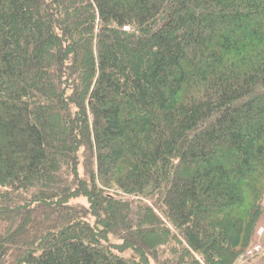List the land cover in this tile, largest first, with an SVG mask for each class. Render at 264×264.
Instances as JSON below:
<instances>
[{
  "label": "trees",
  "instance_id": "trees-1",
  "mask_svg": "<svg viewBox=\"0 0 264 264\" xmlns=\"http://www.w3.org/2000/svg\"><path fill=\"white\" fill-rule=\"evenodd\" d=\"M263 196L264 0H0V264H238Z\"/></svg>",
  "mask_w": 264,
  "mask_h": 264
},
{
  "label": "rangeland",
  "instance_id": "rangeland-1",
  "mask_svg": "<svg viewBox=\"0 0 264 264\" xmlns=\"http://www.w3.org/2000/svg\"><path fill=\"white\" fill-rule=\"evenodd\" d=\"M82 162H84L86 164V162L84 161V159H81ZM82 162L79 165V175L82 176L84 173V169H85V165L82 164ZM76 203V201H72L71 204ZM80 203H83L84 205L86 204L85 201L81 200ZM262 206L264 209V196L262 199ZM264 211V210H263ZM253 247H259V253L256 254L255 256L251 257L250 260L247 259H243L241 258L240 263L238 264H250V263H254L256 261L260 262V264H264V212L263 215L261 216V219L256 227V232H255V239H253Z\"/></svg>",
  "mask_w": 264,
  "mask_h": 264
},
{
  "label": "built area",
  "instance_id": "built-area-1",
  "mask_svg": "<svg viewBox=\"0 0 264 264\" xmlns=\"http://www.w3.org/2000/svg\"><path fill=\"white\" fill-rule=\"evenodd\" d=\"M259 247H251L243 256V259H250L251 257L255 256L259 253Z\"/></svg>",
  "mask_w": 264,
  "mask_h": 264
},
{
  "label": "crops",
  "instance_id": "crops-1",
  "mask_svg": "<svg viewBox=\"0 0 264 264\" xmlns=\"http://www.w3.org/2000/svg\"><path fill=\"white\" fill-rule=\"evenodd\" d=\"M254 239H255V235H254ZM254 243V242H253ZM250 264H260V262L256 261L254 263H250Z\"/></svg>",
  "mask_w": 264,
  "mask_h": 264
}]
</instances>
